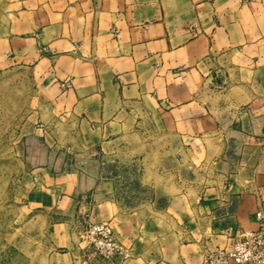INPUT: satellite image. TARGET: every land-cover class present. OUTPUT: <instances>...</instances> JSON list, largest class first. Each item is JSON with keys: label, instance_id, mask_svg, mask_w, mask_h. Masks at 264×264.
<instances>
[{"label": "crops", "instance_id": "0c3cea01", "mask_svg": "<svg viewBox=\"0 0 264 264\" xmlns=\"http://www.w3.org/2000/svg\"><path fill=\"white\" fill-rule=\"evenodd\" d=\"M6 5L11 22L1 37L5 55L41 81L30 137L53 139L57 131L71 148H91L126 122L151 120L161 124L163 138L177 141L176 153L199 158L194 168L202 154H212L224 171L202 200L183 190L166 195V206L155 212L163 221L152 227L135 213L122 219L109 182L62 166L56 172L65 164L62 155L42 152L32 171L43 174L44 203L69 220L54 224L41 264H90L81 261L73 226L82 193L92 196L96 220L112 221L134 242V256L125 264H203L208 248L230 246L239 230L259 226L264 82L251 76L264 72V0ZM217 67L250 78L217 84L212 75ZM226 91L238 94L233 104L216 99Z\"/></svg>", "mask_w": 264, "mask_h": 264}, {"label": "rangeland", "instance_id": "374dc122", "mask_svg": "<svg viewBox=\"0 0 264 264\" xmlns=\"http://www.w3.org/2000/svg\"><path fill=\"white\" fill-rule=\"evenodd\" d=\"M9 1L0 0V264L43 263L51 247L54 224L69 220L55 213L56 207L44 203L47 196L40 188L43 174L32 171L42 160V152L48 149L52 153L48 156L58 151L57 157L62 155L65 163L59 165L56 172L75 169L97 175L109 182L111 190L114 188L122 207V219L135 213L138 220L150 222L152 227H159L163 221L155 212L166 206V195L183 190L202 200L209 189L218 185V176L224 171L216 155L202 154L200 165L194 168L193 161L196 163L199 158L189 153H176L177 141L162 137L159 122H126L113 137L83 149L68 146L67 138L57 131L58 136L53 139L30 137L41 81L31 69L22 63H13V59L5 55L1 37L11 22L6 9ZM215 70L212 75L217 84L250 78L230 73L231 70L224 73L219 67ZM251 78L264 82V72ZM236 97L235 91H226L223 97L218 93L216 99L233 104ZM76 201L73 226L79 238L81 261L121 263L120 257L108 259L96 253L84 239L85 228L90 223L111 224L117 242L132 254L122 264L131 259L135 253L134 242L122 235L112 221L94 218L90 208L92 196L82 193Z\"/></svg>", "mask_w": 264, "mask_h": 264}, {"label": "built area", "instance_id": "2783aa9c", "mask_svg": "<svg viewBox=\"0 0 264 264\" xmlns=\"http://www.w3.org/2000/svg\"><path fill=\"white\" fill-rule=\"evenodd\" d=\"M41 51L47 47L40 46ZM69 86L68 83H65ZM259 226L239 230L230 246L207 249L203 264H264V201L256 212ZM84 239L95 248V252L108 259L120 257L119 264L131 257V251L124 249L115 238L109 223H90L84 231Z\"/></svg>", "mask_w": 264, "mask_h": 264}]
</instances>
